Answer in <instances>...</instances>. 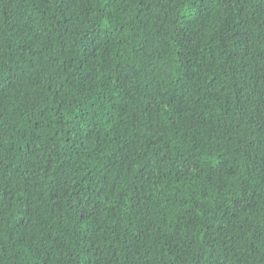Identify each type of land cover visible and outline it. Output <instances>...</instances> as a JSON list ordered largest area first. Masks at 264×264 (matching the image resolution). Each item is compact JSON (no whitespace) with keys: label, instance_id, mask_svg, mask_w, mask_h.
I'll use <instances>...</instances> for the list:
<instances>
[{"label":"trees","instance_id":"trees-1","mask_svg":"<svg viewBox=\"0 0 264 264\" xmlns=\"http://www.w3.org/2000/svg\"><path fill=\"white\" fill-rule=\"evenodd\" d=\"M0 264H264V0H0Z\"/></svg>","mask_w":264,"mask_h":264}]
</instances>
